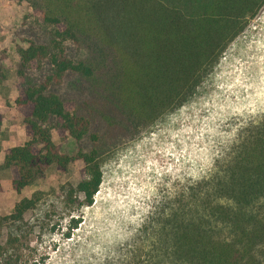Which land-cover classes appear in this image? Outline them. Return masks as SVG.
Listing matches in <instances>:
<instances>
[{"label": "trees", "instance_id": "16d2710c", "mask_svg": "<svg viewBox=\"0 0 264 264\" xmlns=\"http://www.w3.org/2000/svg\"><path fill=\"white\" fill-rule=\"evenodd\" d=\"M34 3L53 30L46 42L19 48L15 104L28 140L8 149L0 167L15 173L12 186L21 193L49 167L80 162L87 178L75 192L84 206L100 189L105 154L193 98L264 6V0ZM3 120L0 113V127ZM54 132L74 140L78 153H62ZM230 166L191 188L188 203L168 207L165 220L167 211L160 214L135 264H264V123L241 142ZM33 207V200L21 201L12 220ZM0 264L20 263L0 254Z\"/></svg>", "mask_w": 264, "mask_h": 264}, {"label": "rangeland", "instance_id": "374dc122", "mask_svg": "<svg viewBox=\"0 0 264 264\" xmlns=\"http://www.w3.org/2000/svg\"><path fill=\"white\" fill-rule=\"evenodd\" d=\"M35 0H0V166L5 152L24 144L19 48L46 42L52 27ZM82 53L76 49L75 54ZM264 123V6L230 43L197 93L182 107L158 115L140 135L124 139L101 159L103 180L94 203L75 192L87 178L76 162L49 167L18 193L17 177L0 167V254L20 264H135L142 237L168 207L188 203V192L229 169L241 142ZM62 153L79 145L54 132ZM209 186L213 181L209 180ZM33 200L22 220L15 207ZM79 222L74 228L73 220ZM152 228L150 234L153 235ZM70 236V238H69ZM153 249V242L146 243Z\"/></svg>", "mask_w": 264, "mask_h": 264}]
</instances>
